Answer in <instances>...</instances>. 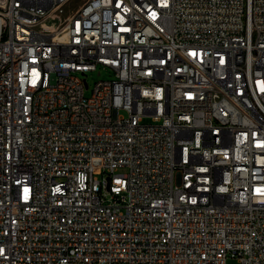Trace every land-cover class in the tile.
Instances as JSON below:
<instances>
[{
    "label": "built area",
    "instance_id": "obj_1",
    "mask_svg": "<svg viewBox=\"0 0 264 264\" xmlns=\"http://www.w3.org/2000/svg\"><path fill=\"white\" fill-rule=\"evenodd\" d=\"M228 258L264 264V0H0V264Z\"/></svg>",
    "mask_w": 264,
    "mask_h": 264
},
{
    "label": "rangeland",
    "instance_id": "obj_2",
    "mask_svg": "<svg viewBox=\"0 0 264 264\" xmlns=\"http://www.w3.org/2000/svg\"><path fill=\"white\" fill-rule=\"evenodd\" d=\"M114 77L113 73L109 72L107 69L105 68H97L96 70L93 71H88L86 72V75L81 76V78H85L88 87L85 88V95L89 96L92 88L94 86V83L98 80H102V79H112ZM122 114H125L124 112H121ZM145 123H149L150 119L149 118H145L144 119ZM227 264H240L239 261L237 259L234 258H228L227 259Z\"/></svg>",
    "mask_w": 264,
    "mask_h": 264
}]
</instances>
